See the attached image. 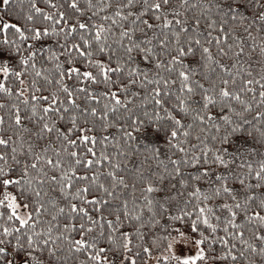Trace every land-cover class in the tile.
Masks as SVG:
<instances>
[{"label":"snow or ice","instance_id":"obj_1","mask_svg":"<svg viewBox=\"0 0 264 264\" xmlns=\"http://www.w3.org/2000/svg\"><path fill=\"white\" fill-rule=\"evenodd\" d=\"M0 264H264V0H0Z\"/></svg>","mask_w":264,"mask_h":264}]
</instances>
